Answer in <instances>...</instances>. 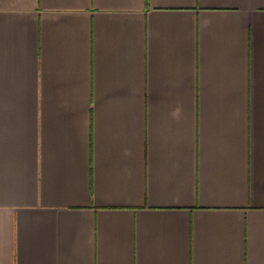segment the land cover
<instances>
[{
  "label": "crops",
  "instance_id": "obj_1",
  "mask_svg": "<svg viewBox=\"0 0 264 264\" xmlns=\"http://www.w3.org/2000/svg\"><path fill=\"white\" fill-rule=\"evenodd\" d=\"M0 264H264V0H0Z\"/></svg>",
  "mask_w": 264,
  "mask_h": 264
}]
</instances>
